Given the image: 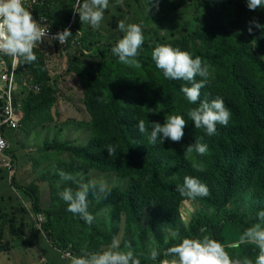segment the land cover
<instances>
[{
  "label": "rangeland",
  "instance_id": "1",
  "mask_svg": "<svg viewBox=\"0 0 264 264\" xmlns=\"http://www.w3.org/2000/svg\"><path fill=\"white\" fill-rule=\"evenodd\" d=\"M76 3L77 0H47V10L54 19L64 25L76 24L81 36L80 47L69 51V47L61 49L45 42L35 46L38 60L31 66L38 78L41 76L42 87L29 102L27 138L20 137L16 142V132L6 136L10 156L12 160L15 156L18 167L12 163V171L9 172L0 162V264H70L67 255L46 241L39 230L44 217L31 215L25 197L11 186L13 177L19 184L31 187L41 199L42 209L50 210L61 225L66 227L69 224L71 234L95 252L105 250L113 237L119 238L121 249L125 242H131L137 254L148 252L151 247L160 248L175 237L174 233H187L195 215L210 213L192 201H184L175 228L165 226L154 239L148 230V212L141 218L145 233L138 238L127 226V215L117 204L109 202L97 208L100 200L109 197L111 190L123 192L133 179L93 170L73 153L79 147L86 148L99 141L90 131L91 117L86 110L87 87L96 80L106 83L105 94L118 102L120 112L125 116L130 112L127 110L129 105L139 102L140 108H145L154 99L156 77L148 64L153 61L151 53L157 44L179 47L192 56V45L204 51L202 37L208 4L216 10L215 17L221 22V27L238 35L245 43L250 39L236 23L238 12L245 10L251 21L264 25V8L249 10L247 0H158V9L154 6L156 0H153L149 11V0L138 3L109 0L100 28L93 29L80 21L74 10ZM258 14L263 18H256ZM122 19L126 24L140 23L143 26L145 40L137 57L141 68L120 63L112 52L116 41L123 35L117 29L118 21ZM25 72L26 68L22 76ZM210 77L211 72L207 82ZM127 87L130 88L125 91ZM184 141L189 142L182 139L178 143L183 144ZM102 153L107 152L102 150ZM59 170L76 176L77 180L82 177L86 183L102 181L106 184V194L88 195V210L94 216L91 225L67 211V204L59 193L68 187L75 191L78 185L74 181H62ZM167 175L174 180L170 172ZM236 205L238 201L232 203V206ZM15 218L17 222L11 226L9 220Z\"/></svg>",
  "mask_w": 264,
  "mask_h": 264
},
{
  "label": "trees",
  "instance_id": "2",
  "mask_svg": "<svg viewBox=\"0 0 264 264\" xmlns=\"http://www.w3.org/2000/svg\"><path fill=\"white\" fill-rule=\"evenodd\" d=\"M132 1L138 3L143 0ZM34 11L36 17L44 16L53 27L66 25L51 16L47 10V0H42L34 7ZM215 13L216 10L208 4V17L205 18L202 37L204 51L192 45L191 52L193 58L200 56L211 72L209 82L201 89L200 99L211 101L217 96L222 97L231 112V118L227 126L218 124L217 134L212 137L205 135L203 129H195L188 118L184 128L186 138L189 136L196 141L203 137L201 142L209 148L207 154L199 156L193 153L191 159H185L183 148L175 142L166 139L162 144L157 140L152 145L139 132L137 125L141 119L150 131L152 122L163 124L166 115H183L190 108L198 106V103L189 104L180 91L185 82L164 78L154 61L148 64L156 77L154 99L145 108H140L139 102L129 105L127 110L130 112L125 116L121 114L118 102L105 94L106 83L96 80L87 87L89 97L86 110L91 117L90 131L99 141L92 142L86 148L79 147L73 153L93 170L133 179L125 191L111 190L109 197L100 200L97 208L109 202L117 204L127 215V226L138 238H142L145 233L141 218L148 212V230L154 239L165 226L175 228L184 201H192L198 208L210 211L195 215L188 232L169 239L158 248L161 252L178 243L180 237L202 235V227L207 230L204 234L211 235L225 245L232 244L238 241L246 227L256 222V213L264 210V29L251 25L253 31L249 34V14L245 10L238 12L236 23L250 39L249 43H245L238 35L222 28ZM261 15L258 14L256 18H263ZM73 25L79 32L76 24ZM80 39L81 36L76 42V49L80 47ZM31 65L24 64L27 74L39 86L40 92L41 76L38 78ZM35 94L30 92L21 99L23 124H27L29 102ZM97 111L100 113L95 114ZM109 145L117 146L113 156L107 152L106 147ZM102 150L107 153H102ZM16 160L13 155L15 167ZM194 164L202 166L204 170L197 171ZM169 172L174 180L168 178ZM185 175L199 178L210 189V195L194 200L181 197L176 187L183 183ZM11 183L25 197L31 215L44 217L39 230L49 245L65 255H79L80 249L84 247L89 252H95L71 234L69 224L65 223L66 227L61 225L50 210L42 209L41 199L31 187L19 184L14 177ZM89 194H93L91 190ZM234 201H238V205L232 206ZM9 222L13 226L17 220L10 219ZM20 225H23L22 221ZM226 250L231 255L241 258L246 256L253 261L258 254V249L252 244H241L238 248ZM143 253L147 255L148 252ZM140 258L141 264H152L145 257Z\"/></svg>",
  "mask_w": 264,
  "mask_h": 264
},
{
  "label": "clouds",
  "instance_id": "3",
  "mask_svg": "<svg viewBox=\"0 0 264 264\" xmlns=\"http://www.w3.org/2000/svg\"><path fill=\"white\" fill-rule=\"evenodd\" d=\"M153 0H149L148 11ZM109 6V0H77L75 12L79 14L82 24H88L93 29H99L104 14ZM158 9V0L155 5ZM249 10L264 8V0H247ZM30 6L26 5V0H0V55L13 58L16 66L31 65L37 63L35 46L42 44L45 40H59L60 44L65 43L72 33L65 28L55 34H50L48 28L42 27L44 22L40 18L38 22L34 19ZM254 25L258 29H264V25L253 20L248 27L249 34H252ZM117 29L123 33L112 48L113 54L118 57V61L124 65L141 68L142 65L137 59L139 49L144 44L145 35L142 24L125 23L119 20ZM155 67L162 71L164 78L168 80H182L185 82L180 91L184 94L189 104H197V107L190 108L185 114L166 115L164 123L152 122L151 128L146 127L143 119L138 121V130L144 134L148 142L155 145L157 140L160 143L170 140L181 146L184 150L185 159H191L193 153L203 156L208 153L209 148L206 143H202L203 137L194 140L187 136L185 138L184 128L186 119H190L195 129H203L205 135L212 137L217 134V125L227 126L231 118V112L226 106L224 99L220 96L211 101L201 100V89L207 84L210 75L209 66L204 63L200 56L193 58L191 53L183 51L179 47L170 44H157L152 53ZM197 77H201L198 81ZM190 85V86H187ZM23 114L20 122V128ZM17 130V131H18ZM16 131V132H17ZM14 133V132H13ZM188 139V143L178 142ZM194 142V143H192ZM4 141L0 140V145ZM184 145H186L184 149ZM109 156L116 154L117 146L106 147ZM197 171H203L200 165H193ZM58 175L62 181H74L77 183V190L65 188L59 193L60 198L67 204V211L78 215L87 224L91 225L94 216L89 212L88 195L91 190L93 195L105 193L107 186L104 182L89 181L83 182L81 177L59 170ZM176 191L181 197L194 200L197 197H207L210 195L208 186L192 175H185L183 183L177 185ZM205 228L200 229L202 235L180 237L179 242L164 249L162 252L157 247H151L145 255L141 252L137 254L131 242H125L123 249L120 248L118 237H113L111 244L103 251L89 252L86 247L80 249L79 255L68 253L70 264H141V258L152 261V264H264V210L256 213V222L246 227L239 236L238 242L225 245L221 241L206 233ZM178 236V233H174ZM241 244H252L258 249L255 260L248 257L231 255L227 248H238ZM163 257L158 259V257Z\"/></svg>",
  "mask_w": 264,
  "mask_h": 264
},
{
  "label": "built area",
  "instance_id": "4",
  "mask_svg": "<svg viewBox=\"0 0 264 264\" xmlns=\"http://www.w3.org/2000/svg\"><path fill=\"white\" fill-rule=\"evenodd\" d=\"M41 1L26 0V5L30 6L34 19L39 22L42 17L44 20L42 27L48 28L50 34L63 31L65 28L70 29L72 33V36L63 44H60L58 39L54 41L45 40V43L61 49L69 47V51L76 49L75 45L79 39V32L74 28L72 22L63 27L56 28L44 16L36 17L34 7ZM24 71V65L16 66L12 57L0 55V140L4 141V144L0 145V162L9 172L12 171L13 160L10 156V144L6 136L11 132H16L20 128L22 118L20 109L21 99L26 97L30 92H39V86L33 83L32 77L27 72L22 76Z\"/></svg>",
  "mask_w": 264,
  "mask_h": 264
},
{
  "label": "crops",
  "instance_id": "5",
  "mask_svg": "<svg viewBox=\"0 0 264 264\" xmlns=\"http://www.w3.org/2000/svg\"><path fill=\"white\" fill-rule=\"evenodd\" d=\"M23 117H24V115H23ZM26 123H27V121H26ZM15 136L17 137V139L15 140V138H14V140L16 141V142H18L19 140H20V137H25V138H27V124H21V129L20 130H18L16 133H15ZM16 165H17V160H16ZM18 167V166H17ZM16 167V168H17ZM15 171H16V169H15Z\"/></svg>",
  "mask_w": 264,
  "mask_h": 264
}]
</instances>
